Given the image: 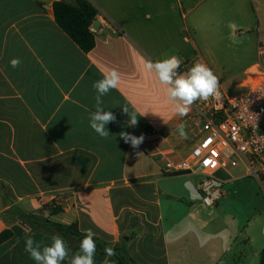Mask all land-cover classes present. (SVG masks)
<instances>
[{
	"label": "crops",
	"instance_id": "0c3cea01",
	"mask_svg": "<svg viewBox=\"0 0 264 264\" xmlns=\"http://www.w3.org/2000/svg\"><path fill=\"white\" fill-rule=\"evenodd\" d=\"M54 1L0 0V233H12L0 243V264H36L26 237L51 243L19 215L91 229L134 264H219L237 238L217 210L185 206L172 187L184 175H204L164 172L165 161L185 157L194 141L180 137L183 117L143 65L176 55L212 69L214 24L235 16L247 22L246 32L255 25L259 33L264 0H88L97 10L88 53L56 25ZM255 45L264 47L258 38ZM202 51L207 60L196 54ZM13 58L19 67H11ZM112 69L120 83L103 101L117 120L105 139L89 127L88 115L95 110L93 82ZM123 105L137 113L138 126H128ZM148 130L154 140L136 149L119 136ZM52 203L60 213L52 214ZM95 264L118 263L96 253Z\"/></svg>",
	"mask_w": 264,
	"mask_h": 264
},
{
	"label": "built area",
	"instance_id": "2783aa9c",
	"mask_svg": "<svg viewBox=\"0 0 264 264\" xmlns=\"http://www.w3.org/2000/svg\"><path fill=\"white\" fill-rule=\"evenodd\" d=\"M258 54L262 56L264 52L259 48ZM194 63H183L179 71L186 72ZM218 92L207 101L194 103L183 117L187 134L194 141L189 153L177 161L167 159L164 164V172L169 175L193 172L204 175L198 192L206 207L214 206L222 197L219 190L222 182L214 178L220 171L229 173L242 167L258 182L264 194V72L261 65L256 63L248 68L231 90L219 81ZM143 135V143L152 142L156 132L148 130Z\"/></svg>",
	"mask_w": 264,
	"mask_h": 264
},
{
	"label": "rangeland",
	"instance_id": "374dc122",
	"mask_svg": "<svg viewBox=\"0 0 264 264\" xmlns=\"http://www.w3.org/2000/svg\"><path fill=\"white\" fill-rule=\"evenodd\" d=\"M214 26L216 34L209 43L211 59L207 60L208 57L203 51L196 54L200 59L205 58L208 62H212V69L223 87L231 90L242 79L244 71L254 63L259 62L264 72V54L259 56L255 45L257 38L264 45V25L259 33L255 25L246 32L247 22L242 18L236 19L233 16V20L227 23V21L223 22L222 16L221 22L217 21ZM260 50L264 52L262 45ZM229 174L220 171L214 175L216 180L227 181V184L222 190H220L222 185H219V190L224 195L217 205L212 207L200 206L201 195L196 189L203 180L202 176L184 175L179 177L172 187L176 188L177 192L182 191L179 197L185 206H192L195 210H217L218 216L226 224H231L230 238L231 240L237 238L236 244L232 252L222 258L219 264H259V256L264 249V194L258 182L248 176L242 167L231 170ZM230 177L234 179L231 180ZM53 206L59 207L55 203ZM236 229L238 233L241 232L239 236Z\"/></svg>",
	"mask_w": 264,
	"mask_h": 264
},
{
	"label": "clouds",
	"instance_id": "9594fccd",
	"mask_svg": "<svg viewBox=\"0 0 264 264\" xmlns=\"http://www.w3.org/2000/svg\"><path fill=\"white\" fill-rule=\"evenodd\" d=\"M20 64L19 58L10 60V65L13 68L19 67ZM182 64L181 58L172 55L156 61L145 60L143 67L146 71L154 73L159 83L165 86V93L168 99L173 102V112L180 117H185L194 103L207 101L210 97L219 94V78L205 63L196 62L186 72L181 73L179 69ZM120 79L119 72L112 69L107 73H102V78L92 84L96 93L94 97L95 110L89 112L88 123L89 127L101 138L106 139L111 136L107 125L117 120L112 111L105 110L103 97L107 96L111 90L118 88ZM122 114L128 116L129 127L138 126V115L134 110L123 105ZM177 130L180 137L188 139L183 123L179 124ZM119 136L133 149L139 148L145 139L143 134L136 136L125 131H121ZM95 235L91 229H85L79 242V249L74 253L68 243L59 235L53 236L51 243L46 246H42L31 237H26L25 251L36 264H65V262L67 264H95L97 252ZM104 252L107 257L116 255L115 249L110 246H106Z\"/></svg>",
	"mask_w": 264,
	"mask_h": 264
},
{
	"label": "trees",
	"instance_id": "16d2710c",
	"mask_svg": "<svg viewBox=\"0 0 264 264\" xmlns=\"http://www.w3.org/2000/svg\"><path fill=\"white\" fill-rule=\"evenodd\" d=\"M52 11L56 25L79 47L84 53L91 51L95 45L91 26L95 22L97 10L88 0H57L52 3ZM47 207V206H45ZM50 207V206H49ZM52 214L61 212L59 207L51 205ZM21 220L33 230L61 236L72 249L73 253L78 251L82 233L78 230L76 223L64 225L53 222L35 215L20 216ZM12 237L9 230L0 233V243ZM97 252L105 256V243L95 238ZM116 255L113 258L118 264H134L125 252L115 247ZM67 264V262H65ZM259 264H264V249L260 253Z\"/></svg>",
	"mask_w": 264,
	"mask_h": 264
},
{
	"label": "water",
	"instance_id": "95a60500",
	"mask_svg": "<svg viewBox=\"0 0 264 264\" xmlns=\"http://www.w3.org/2000/svg\"><path fill=\"white\" fill-rule=\"evenodd\" d=\"M95 25H97V23H95V24H94V26H92V28H94V27H95Z\"/></svg>",
	"mask_w": 264,
	"mask_h": 264
}]
</instances>
